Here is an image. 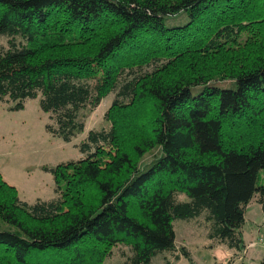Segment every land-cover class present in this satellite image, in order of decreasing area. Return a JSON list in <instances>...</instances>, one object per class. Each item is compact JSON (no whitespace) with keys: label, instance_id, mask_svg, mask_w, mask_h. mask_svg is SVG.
<instances>
[{"label":"trees","instance_id":"1","mask_svg":"<svg viewBox=\"0 0 264 264\" xmlns=\"http://www.w3.org/2000/svg\"><path fill=\"white\" fill-rule=\"evenodd\" d=\"M0 37V103L38 99L50 136L113 94L81 159L43 168L53 199L0 175V264L190 261L176 221L244 251L248 206L264 215V0H0Z\"/></svg>","mask_w":264,"mask_h":264},{"label":"rangeland","instance_id":"2","mask_svg":"<svg viewBox=\"0 0 264 264\" xmlns=\"http://www.w3.org/2000/svg\"><path fill=\"white\" fill-rule=\"evenodd\" d=\"M174 23V19L168 21ZM6 40L0 37V47ZM113 94L102 99L96 109L85 113L84 131L69 143L50 136L45 125L48 115L38 105V99L26 100L20 111H10V105L0 103V175L16 189L18 198L27 204L48 201L55 197V186L51 174L43 170L60 163L78 161L82 155L77 146L89 130L108 128L104 114L111 105ZM242 236L243 252L235 254L223 246L206 248L205 232L194 223L174 222L177 246H184L190 252V261L181 257L175 262L170 256L158 255L152 264H262L264 248V215L253 203L245 214ZM122 259L114 255L103 264H120Z\"/></svg>","mask_w":264,"mask_h":264},{"label":"crops","instance_id":"3","mask_svg":"<svg viewBox=\"0 0 264 264\" xmlns=\"http://www.w3.org/2000/svg\"><path fill=\"white\" fill-rule=\"evenodd\" d=\"M249 207H250V205L248 206V208H249ZM248 208H247V210H248ZM247 210H246V211H247ZM245 214H246V213H245Z\"/></svg>","mask_w":264,"mask_h":264}]
</instances>
